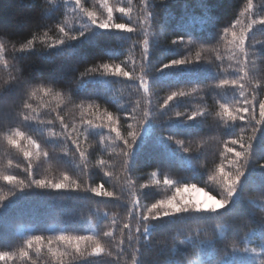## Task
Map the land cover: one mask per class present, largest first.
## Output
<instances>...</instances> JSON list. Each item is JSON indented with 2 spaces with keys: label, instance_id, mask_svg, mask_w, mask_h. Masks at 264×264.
Here are the masks:
<instances>
[{
  "label": "snow or ice",
  "instance_id": "1",
  "mask_svg": "<svg viewBox=\"0 0 264 264\" xmlns=\"http://www.w3.org/2000/svg\"><path fill=\"white\" fill-rule=\"evenodd\" d=\"M55 2L50 0L51 4ZM123 3L124 0H117L115 4H110L109 0H92L89 6V0H64L63 14L57 19L54 29L44 28L39 34L33 33L18 47L15 43L11 44V50L18 57L34 51L72 57L83 46L99 47L111 38L130 42V53L136 48L140 49L139 59L130 54L117 63L110 59L116 53L105 47L103 55L99 59L92 57L96 62L78 70L71 81L61 77H23L20 68L6 58L9 42L0 38V69L8 73V78L0 83V96L14 94L22 97L16 117L22 125L36 128L43 136V140L39 136L34 137L20 126L8 127L0 134L6 144L23 157V162L8 159L6 170L20 169L24 174H7L6 170L0 172V181L9 186L6 193L0 194V216L15 204L21 194L37 190L83 192L105 200H124L123 190L120 193L109 190L105 188L104 181L95 185L82 183L67 171L59 178H36V169L40 164L52 161L54 156L57 161L66 159L82 175H88L89 149L97 146L100 155L92 167L99 169L109 181L123 178L128 188L126 215L95 210L101 222L109 221L107 230L93 225L92 230L84 234L67 230L47 236L29 234L16 250L0 251V264H15L17 260L20 264H37V260L32 259L33 255L38 259L46 257L50 264H100L105 258L108 264H146V253L152 252L165 257L158 264H184V261L167 255V240L155 241V233L165 231L177 222L199 223L218 219L222 213H238L245 206L258 208L260 213L256 221L259 229H252L242 237L245 247L241 248L235 240L227 242L228 227L217 224V239L207 238L206 233L201 238L199 228L177 230L171 237L173 244L170 251L175 256L191 248L193 258L187 260L186 264H257V256L264 257V206L257 205L256 200L251 198L245 200L243 193L250 182H258L264 188V97L258 96L264 90V79H254L250 75V66L256 63V58L264 59V53H257L255 43L250 40L256 29L264 30V14L258 15L253 0H246L240 13L246 23L238 16L211 37L216 41L215 45L200 44L194 55L189 52L183 58L162 63L150 77L151 48L156 42V33L152 31L153 21L159 15L156 9L159 7L161 12H166L169 0H139L136 5L133 0H126L127 6H121ZM58 10L45 8L43 14L52 16ZM136 35H141L143 39L134 40ZM171 44L190 49L197 45V40L191 34L187 40L180 35ZM221 45L225 54L220 52ZM205 52L209 55L205 56ZM103 56L109 59L105 60ZM89 57L90 52L85 51L82 59L87 63ZM203 69L215 78V82L208 87L220 90L217 106L211 115L217 122V128L228 136L222 141L219 162L206 170L205 187L183 182V179H173L157 168L148 174L150 182L139 184L137 188L131 178L132 173L137 159L151 143L161 148L175 144L176 154L189 164L194 152L197 158L201 153L203 141L193 149L191 141L177 139L175 135L155 136L158 126L171 123L173 119L184 128H190L193 122L199 123L210 115L205 108L197 107L190 113L176 111L172 116H167L166 121L157 120V113L166 115L170 104L192 97L201 89L194 87L187 91H172L162 103H158L155 111L151 89L161 76L195 77ZM121 78L134 84L136 90L142 93V98L127 102L131 111H124L123 119L129 122L123 132L120 111L101 110L100 105L91 98L95 95V87H107ZM86 90H89L88 99H76ZM114 97L115 91H112L104 99L115 102ZM69 104L74 113L71 117L64 112ZM25 140L26 146L22 143ZM45 144H51L54 148L58 146L61 151L50 152ZM113 157L119 158V172L109 170L117 167L112 161ZM192 171L198 175L200 169L192 167ZM160 188L170 190L171 195L152 203L142 202L145 190ZM201 193L203 199L196 195ZM261 199L264 201V197ZM249 214L255 216L254 212ZM257 235L260 238L259 252L256 247L247 246L253 243ZM217 240L225 241L224 256L219 260L215 259ZM258 264H264V259H259Z\"/></svg>",
  "mask_w": 264,
  "mask_h": 264
},
{
  "label": "trees",
  "instance_id": "2",
  "mask_svg": "<svg viewBox=\"0 0 264 264\" xmlns=\"http://www.w3.org/2000/svg\"><path fill=\"white\" fill-rule=\"evenodd\" d=\"M117 0H109L110 4H115ZM139 0H133V4H138ZM92 0H89L91 6ZM246 3V0H169L166 6V12H161L158 7L156 9V19L153 21L152 31L156 33L155 43L151 48L150 64L151 77L156 68H159L162 63H168L171 59L183 58L189 52L193 55L198 50L200 44L215 45L216 41L211 39L217 31L223 27L229 26L238 16L242 22L246 23V19L240 16V13ZM256 5L258 15L264 14V0H253ZM121 6H127L126 0ZM58 8L59 10L52 16L43 14L45 8ZM70 7V6H69ZM64 0H56L55 4H51L50 0H0V38L8 41L9 51L6 58L10 63L16 64L23 77H61L65 81H71L77 74L78 70H83V67L96 62L103 55L105 47L111 48L116 54L110 59L112 62H120L125 56L134 55L137 59L140 56V49L136 48L131 53L129 52V43L122 42L115 38L109 39L106 44L99 47L83 46L78 53L72 57H66L51 54H41L40 52H31L23 56H17L11 50V44L15 43L18 47L20 43L30 38L33 33L39 34L44 28H52L57 22V19L63 14ZM119 15V14H117ZM118 22H126L118 21ZM163 29V32H161ZM238 30V29H237ZM191 34L196 40L197 45L186 49L182 45L173 46L171 41L177 39L178 36L184 35L187 40ZM134 40H141V35L133 37ZM251 42L255 43L257 53H264V30L259 28L255 30L250 37ZM85 51L90 52V57L87 63L82 59ZM220 52L225 54V49L221 45ZM205 56L209 53L205 52ZM103 59L108 60V56H103ZM227 66V61H226ZM14 75L16 73H13ZM250 75L254 79H264V59L256 58V63L250 66ZM8 78V73L0 69V83ZM215 82V78L206 69L201 70L195 77L167 75L159 77L153 84L152 103L153 111L156 110L158 103H162L166 95L172 91L189 90L194 87L201 89L196 95L185 98L180 102L172 103L166 110V115L157 113L158 121H166L167 116H172L174 112H188L193 108L203 107L210 115L201 120L199 123H192V127L184 128L177 120L173 119L171 123H166L163 126H158L155 129V136L160 135H175L177 139H185L191 141V146L195 149L197 144L203 141L201 153L198 155L194 152L191 164L187 160L182 159L176 154L175 144L168 145L167 148H161L154 142L151 143L143 154L137 159L135 168L132 173V179L136 182L137 188L139 184L149 183L148 174L160 169L161 173L167 172L173 179H183V182L196 183L198 187H205L207 180L206 170L211 169L215 163H218V153L222 150V141L228 139L227 135H223L222 131L217 128V122L211 113L216 108V100L219 99L220 90L208 87ZM91 90V89H90ZM95 95L91 97L98 103L101 110L107 108L108 111L117 113L118 110L122 116L121 124L122 132L126 129L129 121L123 119L124 111H131V107L127 103L129 100L142 98V93L136 90L134 84L125 82L123 78L113 81L107 87H95ZM88 91L86 90L76 99H88ZM115 91V102H109L104 99L110 92ZM230 95V93L228 94ZM258 96L264 97V90L258 93ZM202 97V98H201ZM22 97L14 94H5L0 96V134L7 130L8 127L20 126L21 129L34 137L39 136L43 140L36 128H30L22 125L16 117ZM71 117L74 113L72 105L69 104L64 109ZM63 114V113H62ZM250 130V129H249ZM105 134H106V130ZM239 131V129H237ZM91 142V141H90ZM25 146L27 141L22 142ZM111 143V141H106ZM50 152H60V147H55L51 144H45ZM88 175H82L78 169L71 164L63 161H57L55 156L52 161L41 163L36 169V178L43 176L59 178L65 171L73 178H78L82 183L97 184L104 181L105 188L114 190L120 193L123 190L125 197L122 201L105 200L98 198L90 193L83 192H52L37 190L35 192H25L16 200L15 204L2 216H0V251H13L20 245L23 238L29 234H44L51 235L60 230H67L78 234H84L91 231L93 225L98 226L100 230H107L109 221L101 222L100 217L96 213V209L107 210L111 213H118L120 216L126 215L128 188L125 185L123 178L111 181L103 176V173L92 165L95 159L100 155L99 146L95 149H89ZM108 158L107 156L105 157ZM8 159H13L17 162H23L22 155L15 149L10 148L0 135V172L6 170ZM112 161L117 165L115 169H109L119 172V158L113 157ZM192 167L200 169L198 175H194ZM7 174L24 175L20 169H7ZM139 177V178H138ZM162 179V175L160 177ZM8 185L0 181V194L8 191ZM208 190L207 188L205 189ZM215 195L216 192H213ZM167 195H171V191L160 188L145 190V195L142 196V202L152 203L156 199H161ZM198 195V194H196ZM245 200L249 198L256 200L257 205L264 206V188L259 183H249L243 193ZM219 198V197H217ZM254 212L255 216L249 213ZM260 217L258 208H250L245 206L238 213H222L218 219H208L193 222H177L165 231H158L154 234L155 241L167 240L169 251L167 255L173 259H180L186 264L187 260L193 258V250L188 248L186 252H178L175 256L172 255L170 249L173 241L171 237L179 229L186 231L201 229V238L207 234V238L217 239L215 226L217 224L226 225L229 229L228 240H235L242 248L245 243L242 237L249 233L252 229H259L256 222ZM183 237H181L182 239ZM225 241L217 240V254L215 259L219 260L224 256ZM247 246L256 247L259 252L260 238L259 235L253 238V243ZM165 257L159 256L158 252L146 253V264H158ZM32 259L37 260V264H50V261L42 256L39 259L33 255ZM259 259L264 257L257 256V264ZM15 264H20L17 260ZM100 264H108V259H102Z\"/></svg>",
  "mask_w": 264,
  "mask_h": 264
},
{
  "label": "rangeland",
  "instance_id": "3",
  "mask_svg": "<svg viewBox=\"0 0 264 264\" xmlns=\"http://www.w3.org/2000/svg\"><path fill=\"white\" fill-rule=\"evenodd\" d=\"M198 195L200 196V198H201V199H203V198H204L202 193H201V194H198Z\"/></svg>",
  "mask_w": 264,
  "mask_h": 264
}]
</instances>
